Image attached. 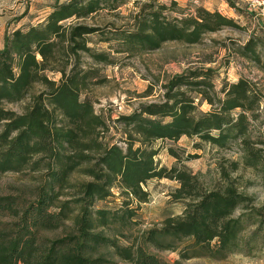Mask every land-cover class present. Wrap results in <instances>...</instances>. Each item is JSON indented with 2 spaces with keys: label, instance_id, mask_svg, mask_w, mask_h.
<instances>
[{
  "label": "trees",
  "instance_id": "trees-1",
  "mask_svg": "<svg viewBox=\"0 0 264 264\" xmlns=\"http://www.w3.org/2000/svg\"><path fill=\"white\" fill-rule=\"evenodd\" d=\"M115 1H61L41 21L13 28L4 35L0 47V173L43 166L46 180L38 187L35 201L15 213L17 230L12 235L0 232V264H115L106 249H113L117 256L133 264H168L141 244L121 245L117 238L96 230L108 227L116 216L104 208L94 209L95 200L107 197L111 185L118 182L133 199L145 202L148 194L141 185L150 178L177 180L179 187L173 197H190L192 201L186 203L182 214L166 217L159 226L149 228L144 242L159 249L178 248L176 241L191 238L186 249L179 250L182 259L191 257L190 251L195 256L222 258L240 247L242 217L251 213L237 217L233 213L245 197L232 185L204 191L187 171L158 165L154 160L157 149L151 142L177 141L185 135L225 146L229 139L240 137L248 153L257 157L258 150L252 148L249 138H244L249 124L247 112L256 102L250 82L240 77L228 83L218 106L197 111L193 99L180 86L209 82L205 78L192 79L186 73L176 74L167 84L163 101L141 105L118 117L128 128L125 148L104 143V119L88 98H80L89 70L79 66V59L82 51L97 60H106L107 55L87 45V36L98 27L71 22L70 18L85 16L108 4L116 7ZM234 24L220 11L201 6L193 14L182 13L174 18L162 15L158 9H141L133 15L128 28L117 30V50L153 49L173 39L197 42L206 31ZM259 43L264 45V39L252 33L240 46V53L264 69ZM70 57L74 62L67 70ZM46 70H57L61 75L55 80ZM35 83L43 84L45 89L32 93L22 112L3 105L24 98ZM199 93L203 95L201 89ZM205 98L212 100L207 95ZM236 108L240 110L235 115L232 111ZM168 151L176 156L171 148ZM75 173L90 179L72 182ZM65 187L75 189V198L60 202ZM71 203L75 208L69 211ZM11 206L10 198H0V209ZM54 207L58 211H53ZM124 212L128 217L134 215L131 208ZM65 219L72 221L74 231L53 240L39 237V230L56 229ZM260 222L263 229L264 221Z\"/></svg>",
  "mask_w": 264,
  "mask_h": 264
},
{
  "label": "rangeland",
  "instance_id": "rangeland-1",
  "mask_svg": "<svg viewBox=\"0 0 264 264\" xmlns=\"http://www.w3.org/2000/svg\"><path fill=\"white\" fill-rule=\"evenodd\" d=\"M61 1L65 0H0V47L7 31L41 21L53 5ZM230 1L232 3L226 0H116V7L108 4L85 16L70 18L71 22L97 26L98 29L87 36V45L93 50L105 51L107 55L106 60H97L89 52L82 51L79 59V66L89 70L80 98H88L94 111L104 119L106 128L101 138L104 143H116L125 148L128 128L118 117L139 109L141 105L163 101L167 84L176 74L186 73L192 79L205 78L209 82L180 86L193 99L197 111L218 106L224 96L223 87L240 77L250 82L256 95L253 109L247 112L249 124L244 138H249L252 148L258 150L257 157L248 153L240 137L229 139L225 146L185 135L177 141L156 139L151 142V146L157 149L154 160L158 165L187 171L198 180L200 189L204 191L223 190L232 185L245 197L233 213V217L251 213L242 217L244 228L236 252L218 258L195 256L190 251L191 257L182 259L179 250L186 249L191 238L176 241L178 248L159 249L144 242V234L149 228L159 226L166 217L182 214L186 203L192 201L190 197H173L179 187L177 180H146L141 185L148 194L145 202L133 199L118 182L111 185L107 197L95 200L94 209L104 208L116 216L108 227L100 226L97 231L102 230L105 235L117 238L121 245L141 244L147 252L168 264L176 261L180 264H264V228H261L260 222L264 221V69L240 53V46L252 33L264 39V17L249 10L247 0ZM197 6L218 10L231 17L235 24L206 31L197 42L173 39L165 40L153 49L117 50L120 48L117 30L128 28L137 11L158 9L162 15L174 18L182 13H195ZM257 48L264 60V45L259 43ZM73 62L72 57L68 58L67 70L71 66L69 63ZM46 73L55 80L61 75L57 70H46ZM43 89V84L35 83L24 98L4 102L3 105L22 112L29 105L32 93ZM204 91L212 99L211 102L205 98ZM239 110L236 108L232 113L236 115ZM137 145L135 143L134 146ZM169 148L176 156L170 154ZM45 172L42 166L38 170L27 167L0 173V198H10L12 204L9 208L0 209L1 233L12 235L17 230L18 217L15 213L35 201L38 187L45 183ZM89 179L80 173L71 176L72 182ZM61 192L60 202L75 198L73 187H65ZM74 206L71 203L69 211ZM126 208H131L134 215L126 216ZM52 210L58 211V208ZM71 231H74L72 221L65 219L63 225L56 229L39 230L38 235L43 240H53ZM105 252L115 264H133L121 259L113 249H106Z\"/></svg>",
  "mask_w": 264,
  "mask_h": 264
},
{
  "label": "built area",
  "instance_id": "built-area-1",
  "mask_svg": "<svg viewBox=\"0 0 264 264\" xmlns=\"http://www.w3.org/2000/svg\"><path fill=\"white\" fill-rule=\"evenodd\" d=\"M247 6L257 16L264 17V0H247Z\"/></svg>",
  "mask_w": 264,
  "mask_h": 264
}]
</instances>
